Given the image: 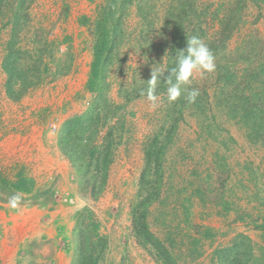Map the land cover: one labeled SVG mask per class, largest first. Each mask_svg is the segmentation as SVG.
<instances>
[{"label": "rangeland", "instance_id": "rangeland-1", "mask_svg": "<svg viewBox=\"0 0 264 264\" xmlns=\"http://www.w3.org/2000/svg\"><path fill=\"white\" fill-rule=\"evenodd\" d=\"M106 1L25 0L19 9L18 0H2V118L5 111H9L10 115L16 114L17 119L21 115L22 121L24 111L32 106L28 100L40 89L41 95L36 99H41L43 105L38 113L44 129L57 135L58 141L65 136L69 120L89 118L92 110L93 118L100 117L98 134L93 139L95 145L104 150L109 145L111 163L106 187L112 180L109 196L113 201L102 204L96 213L97 207L91 203L94 200L79 191L85 206L81 208L80 204L73 218V230L76 215L82 209L95 212L97 221L98 218L104 221L109 239L101 236L106 247L100 264H156L153 254L137 243L131 228L130 212L141 200L139 180L144 170L147 182L143 189L146 193L158 194L149 207V230L165 246L170 245L169 239H174L179 264H213L214 250L229 246L239 236L247 238L254 255L246 264H259L264 259V234L255 228V222L264 224V8L257 7L254 0H136L125 17L126 35L112 53L101 95L99 90L87 91L85 84L93 58L94 24ZM139 1L144 14L137 10ZM181 9L189 18L193 10L197 13L206 10L199 19L201 26L199 20L191 17V28L201 27L205 31L202 38L215 55L216 71L193 81L191 87L200 93L195 103L186 101V93L169 103L164 91L158 93L160 107L153 110L145 97L134 96L139 92L135 89L144 78L151 76L154 65L162 63L163 59L166 64L165 54L172 46L173 29L165 27V23ZM167 13L173 16L168 17ZM15 16L20 18L17 20V47L31 54H26L28 57L21 62L24 68H31L35 62L42 71L43 82L39 87L30 88L33 90L30 94L23 92L20 85L15 87L23 92L21 98L24 96L22 100L26 104L4 96L6 75L2 61L13 37L11 19ZM185 27L187 29V23ZM44 65L48 66L47 72L43 71ZM29 77L32 82L33 78ZM71 82L75 83L72 85L76 89L74 97L68 93ZM56 88L62 90L63 107L59 106L61 99L52 93ZM125 93L129 95L127 98ZM99 96L105 100V107ZM72 104L78 107L79 114L67 119L59 116L64 115L65 110L68 112ZM93 104L100 107L94 108ZM248 111H255L254 117L258 114L255 123L246 115ZM6 120H0V133ZM52 126L56 128L54 131ZM93 126L96 129L97 122ZM82 143L83 140L79 142ZM162 144L165 146L157 170L154 158L147 164L146 152H154ZM131 155H134L132 163ZM125 166L136 173L122 172ZM157 172L163 175L161 187L154 186ZM87 173L88 179L94 175L93 171ZM188 182L204 189L207 203L195 197L185 212L182 203L187 194L182 191L184 187L191 191ZM79 183L81 185V181ZM191 239L198 241L194 248ZM71 241L74 247L73 233ZM72 251L71 262L74 248ZM21 264L39 263L29 256L21 259Z\"/></svg>", "mask_w": 264, "mask_h": 264}, {"label": "trees", "instance_id": "trees-1", "mask_svg": "<svg viewBox=\"0 0 264 264\" xmlns=\"http://www.w3.org/2000/svg\"><path fill=\"white\" fill-rule=\"evenodd\" d=\"M2 0H0V3ZM136 0H107L105 5H103L100 9L99 16L94 24L93 36H94V48H93V58L90 64L89 75L86 81V89L89 92H95L99 90L102 95V91L104 86L105 75L109 70V65L111 62V56L117 46L122 42L124 35H126V28L123 27L125 17L133 4L137 3ZM257 7L264 8V0H254ZM25 4V0H18L17 6L21 9V6ZM137 10L139 13L144 14V10L142 8V4L138 3ZM180 12L176 14V16L171 17L165 23V27L169 29L172 28L173 32L171 33L172 46L167 54H165L166 58V66L171 68L173 66L171 58L175 55V50H183L186 47L187 36L198 35L201 38L205 36V31L202 30L201 27H192L193 23L191 22V17L199 20L202 17V14L206 13V10H201L200 13L193 10V15L189 18L188 14H185V10H179ZM168 17L173 16L172 14L167 13ZM166 17V18H168ZM12 22V40L7 44V53L2 61V69L6 75V81L4 83V89L9 98L14 100H20L23 92H27L30 88L39 87L43 82L40 78L42 71L37 69V65L34 64L31 68H24L21 60L28 57L26 54H29L28 50H21L18 46V39L16 42V34L18 32L19 25L17 24L18 19L17 16L11 19ZM167 20V19H166ZM201 20H199V25L201 26ZM185 23H187V29L185 27ZM189 27V28H188ZM186 29V31H185ZM124 30V31H123ZM116 51V50H115ZM37 54V53H36ZM38 56V54H37ZM160 62V60H159ZM48 66L44 65L43 71L47 72ZM37 74V75H36ZM29 76L33 78L31 82ZM151 77V76H150ZM150 77L144 78L135 90H138L134 96L139 97L141 89H145L147 87L146 82L150 79ZM21 87V89L17 91L15 89L16 86ZM166 84L161 83L157 88V94L160 92L166 91ZM105 89V88H104ZM125 98L129 96L128 94H124ZM102 96H99V100L102 102V105L105 107V100H101ZM130 97L128 98V100ZM94 108H99V104H93ZM255 111H248L246 113L247 116H250V121L254 122L256 120L257 115L254 117ZM94 111H90L89 118L87 116L85 118H74L69 120L65 125V136L61 139L63 141V148L69 160L74 164L78 171L80 170L82 173L79 174V178L81 181L80 191L82 196H87L92 200H97L102 193L107 179V171L109 168V164L111 163L109 145L106 149H102L101 146L95 145V141L93 136L98 134V122H100L99 118H93ZM97 122V127L94 129L93 124ZM255 124L253 128H255ZM95 130V132H94ZM90 132V133H89ZM87 134L84 137V134ZM83 140L82 145L79 144ZM108 141V140H107ZM78 142V143H77ZM155 144H157L155 142ZM165 144L159 145V147L154 151H147V164L151 163V160L154 158L155 163L157 164V170L160 169L161 166V156L162 150L164 149ZM78 151L75 152V149ZM74 155L78 157L74 158ZM145 156V158H146ZM77 160V162H76ZM146 169V168H145ZM148 170V169H147ZM93 171L94 175H92L89 179L87 178V172ZM146 175L145 170L141 173L139 180V192L138 195L141 200L132 207L130 215H131V228L133 236L135 237L137 243L146 250H149L153 257L155 258L156 264H179L178 258L175 254L176 247L174 239H169V246H165V244L159 240L154 233L149 230V224L147 222L149 215V207L151 204L156 201V197L158 196L155 191L145 192L143 189L145 186L144 176ZM158 180L154 183V186L161 187L162 185V173L157 172ZM155 175V176H156ZM193 182H188L187 186L191 189L189 192L187 187H184L183 191L187 195H185V199L183 200L182 206L183 210L188 212V207L191 206V201L193 198H198V200L205 204L207 203V198L205 195V191L202 187L198 185H193ZM155 186V187H156ZM15 189L21 191H29L28 181L21 180V183H18L15 186ZM53 193L45 191L40 193L37 197L46 195H52ZM145 195V196H144ZM39 198H34V202H38ZM44 201V200H43ZM42 201V202H43ZM187 203V207L185 206ZM224 208V207H223ZM225 210H229V207L224 208ZM186 221V220H185ZM98 221L93 212L85 209L80 210V212L76 215V225L73 230V245H74V253L71 264H100L101 256L106 247V241L103 237L98 234ZM255 228L259 229L264 234V224L258 225L255 222ZM171 234H169L170 236ZM207 236H210L207 234ZM241 239L240 236L231 242V246H226L222 248H217L214 250L211 255V262L213 264H246L249 261L253 260L252 248L247 243V238L243 237ZM192 248L197 246L198 241L196 239H191ZM247 240V241H246ZM191 248V250H192ZM199 256V255H196ZM262 257V255H261ZM259 264H264V259L259 261Z\"/></svg>", "mask_w": 264, "mask_h": 264}, {"label": "crops", "instance_id": "crops-1", "mask_svg": "<svg viewBox=\"0 0 264 264\" xmlns=\"http://www.w3.org/2000/svg\"><path fill=\"white\" fill-rule=\"evenodd\" d=\"M84 68L81 70L82 73ZM85 69L87 71V68ZM84 82L85 78L82 76L81 84ZM74 84L71 82L68 89L72 97L76 92L72 86ZM32 91L29 90L27 95ZM41 92V89L36 90L34 98L28 100L32 106L28 111H24L22 121L21 115L17 119L16 114L10 115L9 111H5L2 118L0 113V120L7 119L3 123L5 128L0 133V264H21V259L29 256L39 264H70L73 252L71 235L74 214L80 204L81 208L85 206L84 199L79 193L81 185L78 181V168L67 157L63 141H58L57 135H52L44 129L41 115L38 113L43 103L41 99H36ZM52 93L57 99H61L59 106L63 107L62 90L56 88ZM4 96L15 102L23 101L24 97L14 100L7 94ZM23 103L26 104L24 101ZM21 108L24 109V105ZM66 112L67 110L64 115L59 116L64 119L70 118L74 114H79V109L72 104ZM133 160L134 155H131L130 163ZM124 168L122 172L136 173L134 169H129V166ZM21 180L28 181L29 191L15 189ZM108 184L109 187L105 185L101 196L91 202L97 207L96 213L102 204L113 201L109 196L112 180ZM45 191L53 194L37 197ZM15 192L24 194L22 214L7 206L8 197ZM36 197L39 198L38 202L32 199ZM98 225L99 236L109 239L101 218L100 220L98 218Z\"/></svg>", "mask_w": 264, "mask_h": 264}, {"label": "clouds", "instance_id": "clouds-1", "mask_svg": "<svg viewBox=\"0 0 264 264\" xmlns=\"http://www.w3.org/2000/svg\"><path fill=\"white\" fill-rule=\"evenodd\" d=\"M171 58L173 66L167 67L162 63L153 66L151 77L146 82L147 87L141 89L140 95L149 102L151 109L160 107V96L157 88L161 83L166 84V95L169 103H174L186 93L184 98L191 104L199 96L198 89L191 85L196 79H203L216 71V58L203 38L198 35L187 36L186 47L175 50ZM144 82V81H142ZM24 194L15 192L7 199V206L18 214L24 211Z\"/></svg>", "mask_w": 264, "mask_h": 264}, {"label": "built area", "instance_id": "built-area-1", "mask_svg": "<svg viewBox=\"0 0 264 264\" xmlns=\"http://www.w3.org/2000/svg\"><path fill=\"white\" fill-rule=\"evenodd\" d=\"M51 129L54 131L56 128H55V126H52Z\"/></svg>", "mask_w": 264, "mask_h": 264}]
</instances>
